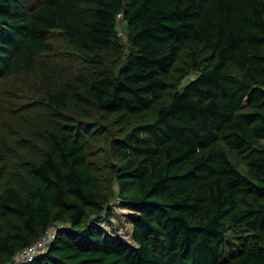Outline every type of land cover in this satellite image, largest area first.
<instances>
[{"label":"trees","instance_id":"1","mask_svg":"<svg viewBox=\"0 0 264 264\" xmlns=\"http://www.w3.org/2000/svg\"><path fill=\"white\" fill-rule=\"evenodd\" d=\"M56 31L83 66L120 63L40 97L63 111L75 96L95 117L51 130L33 164L0 179V264H264V0H0V122L4 79L32 74ZM103 158L119 192L100 184ZM118 201L131 241L103 225ZM52 227L46 249L17 260Z\"/></svg>","mask_w":264,"mask_h":264},{"label":"rangeland","instance_id":"2","mask_svg":"<svg viewBox=\"0 0 264 264\" xmlns=\"http://www.w3.org/2000/svg\"><path fill=\"white\" fill-rule=\"evenodd\" d=\"M118 29L122 40L126 42L128 33L122 16L119 18ZM52 38L56 43L55 49L51 54L39 57L36 70L32 74L12 76L4 79L2 83L4 114L0 122V179L3 182L5 177L10 174L11 168L17 165L21 168L26 167L36 161V158L42 153L51 130L64 131L70 129L75 133V125L66 127L63 123L78 125V117L81 119L95 117L90 105L86 102L77 101L75 96L70 97V102L65 109H62L63 111H57L54 106L46 105V102H42L40 97L44 93H48L47 89L56 87L60 90L64 85L62 84L63 80L65 78L74 79V73L88 71L91 76H97L103 70L116 69L120 63L119 56L115 55L107 64L108 69L85 67L79 61L83 50L77 40L60 31L54 32ZM192 50L191 47L185 49L180 64L187 66L185 61L192 59ZM201 53L204 51L201 50ZM195 75L196 70H193L188 77L183 79V83L188 82ZM74 80L76 81V79ZM164 100H160L159 103L164 102ZM111 116L114 114H108L105 118L106 121H109ZM114 117H118L117 121L126 128L130 127L134 121V118L127 116V114L121 115V117L115 115ZM44 121H53L52 126L54 128H41ZM83 127L84 124L81 123L79 125L80 130L81 128L84 129ZM85 134V138L90 141L95 151H99L100 148H98L97 143L100 141H98L96 130L93 132L92 129L90 131L85 130ZM104 149H106L105 143H103ZM108 160L103 158L101 166H99L100 184L105 190H113L116 193L121 190V186L118 184V179L110 173L107 167ZM13 179L16 180L14 177ZM137 190V183H130L128 191L136 192ZM115 209L119 215L118 218L105 219L103 221L104 227L109 234L124 237L129 241L133 240V225L125 217L127 209L120 205L119 201L116 202ZM50 229L51 233L55 230L54 227Z\"/></svg>","mask_w":264,"mask_h":264},{"label":"built area","instance_id":"3","mask_svg":"<svg viewBox=\"0 0 264 264\" xmlns=\"http://www.w3.org/2000/svg\"><path fill=\"white\" fill-rule=\"evenodd\" d=\"M119 16H122V14H119ZM54 237H55V230L51 233V229H48L38 242H36L34 245L26 248L24 251L19 253V255L17 256V260L18 261L31 260L38 251L46 249L49 242Z\"/></svg>","mask_w":264,"mask_h":264}]
</instances>
